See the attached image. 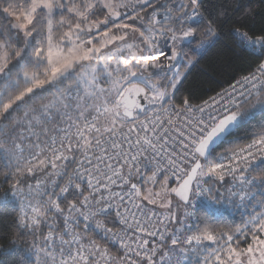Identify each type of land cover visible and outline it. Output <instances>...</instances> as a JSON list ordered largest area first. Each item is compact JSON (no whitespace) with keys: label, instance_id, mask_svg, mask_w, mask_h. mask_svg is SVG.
Wrapping results in <instances>:
<instances>
[{"label":"snow or ice","instance_id":"snow-or-ice-1","mask_svg":"<svg viewBox=\"0 0 264 264\" xmlns=\"http://www.w3.org/2000/svg\"><path fill=\"white\" fill-rule=\"evenodd\" d=\"M254 15L240 0L216 14L203 0H0V256L264 264ZM229 24L258 62L206 98L177 99ZM229 209L244 210L240 225L216 223Z\"/></svg>","mask_w":264,"mask_h":264},{"label":"trees","instance_id":"trees-1","mask_svg":"<svg viewBox=\"0 0 264 264\" xmlns=\"http://www.w3.org/2000/svg\"><path fill=\"white\" fill-rule=\"evenodd\" d=\"M243 4H251L255 15L246 21L248 29L259 31L264 28V3L261 0H240ZM225 5V0H203V10L216 14ZM258 62V57L240 49L237 46V38L232 34V25L223 28L219 42L211 48L198 64L191 69L187 80L183 82L177 99L191 94L195 101L201 96L214 94L221 88L228 87L233 78L238 79L242 73L252 68ZM163 211V210H162ZM243 209H229L223 216H218L216 223L219 225H240ZM11 216V209L0 210V231L5 230ZM0 246H6L0 242ZM15 257L0 256L4 264H14Z\"/></svg>","mask_w":264,"mask_h":264},{"label":"built area","instance_id":"built-area-1","mask_svg":"<svg viewBox=\"0 0 264 264\" xmlns=\"http://www.w3.org/2000/svg\"><path fill=\"white\" fill-rule=\"evenodd\" d=\"M157 211L159 212V211H162V210H160V209H157Z\"/></svg>","mask_w":264,"mask_h":264}]
</instances>
